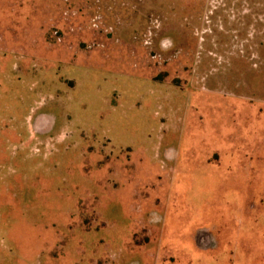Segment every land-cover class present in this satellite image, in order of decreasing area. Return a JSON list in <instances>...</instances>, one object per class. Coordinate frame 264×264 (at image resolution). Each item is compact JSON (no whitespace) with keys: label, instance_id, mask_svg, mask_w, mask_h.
I'll use <instances>...</instances> for the list:
<instances>
[{"label":"rangeland","instance_id":"374dc122","mask_svg":"<svg viewBox=\"0 0 264 264\" xmlns=\"http://www.w3.org/2000/svg\"><path fill=\"white\" fill-rule=\"evenodd\" d=\"M0 264H264V0H0Z\"/></svg>","mask_w":264,"mask_h":264}]
</instances>
